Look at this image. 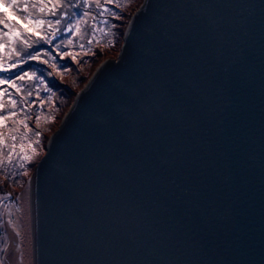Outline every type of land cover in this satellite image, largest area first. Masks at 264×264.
Masks as SVG:
<instances>
[{
    "label": "water",
    "instance_id": "obj_1",
    "mask_svg": "<svg viewBox=\"0 0 264 264\" xmlns=\"http://www.w3.org/2000/svg\"><path fill=\"white\" fill-rule=\"evenodd\" d=\"M25 192L32 264H264V0H144Z\"/></svg>",
    "mask_w": 264,
    "mask_h": 264
},
{
    "label": "snow or ice",
    "instance_id": "obj_2",
    "mask_svg": "<svg viewBox=\"0 0 264 264\" xmlns=\"http://www.w3.org/2000/svg\"><path fill=\"white\" fill-rule=\"evenodd\" d=\"M114 2L115 0H103V4L101 0H0V9L8 10L0 11V29H2L0 30V85L7 84L8 88L15 89L17 94H21L23 90L17 81L28 80L40 85L43 91L47 92L48 87L45 86L41 75L37 74L38 72L42 73L43 70L37 68L34 71H26L23 70V66L30 62H36L55 70L57 62L54 60L53 53L61 60L65 56H71L75 62L79 53L62 51V49H71L77 46L81 50L85 49L86 45L83 41L88 28V18L91 17L93 38L87 39V46L90 50V46L95 42V32L97 31L95 25L97 17L91 14V9L95 6L100 17L105 14L111 16L112 13L106 5H111ZM102 23L106 24L107 21H102ZM99 31L105 37L110 35L104 28H99ZM38 45H47L48 50H42ZM108 46H112L111 40L108 41ZM35 91L39 103L43 105L45 101L39 97L40 88ZM5 95L6 90H0V128H4L6 121L9 120L15 125H22L26 131L19 139L24 140L27 138L28 132L31 131L25 122L30 118L26 109L32 105L27 103L26 97L18 102L11 93H7L11 110L4 114L5 104L2 101ZM32 95V91L27 93V97H32ZM20 103H23L25 107H19ZM20 113H23L24 119H16ZM39 119L40 117L37 116V123H39ZM10 131L15 133L19 129L14 127ZM35 136V143H39L40 133L36 132ZM17 139L16 135L5 137L0 134V149L6 146L8 140L13 142L10 146L11 150L6 154L9 163L13 161ZM19 148L21 154L17 157L18 166L23 169L25 163L31 161V156L24 154L25 145L23 143L19 145ZM27 148L34 151L33 143H28ZM0 157H3V153H0ZM3 163V158H0V164Z\"/></svg>",
    "mask_w": 264,
    "mask_h": 264
},
{
    "label": "trees",
    "instance_id": "obj_3",
    "mask_svg": "<svg viewBox=\"0 0 264 264\" xmlns=\"http://www.w3.org/2000/svg\"><path fill=\"white\" fill-rule=\"evenodd\" d=\"M143 1L115 0L113 4L106 5L112 15L105 14L103 17L99 16L98 10L93 6L91 14L97 17L95 21L97 31L95 32V42L90 46V50L89 46H87V39L93 38L91 32L93 21L91 17L88 18V28L86 29V35L83 41L86 45L85 49L81 50L78 46L71 49H62V51L79 53L75 62L71 56H65L61 60L53 53L54 60L57 62V69L55 70L47 65H40L36 62L25 64L23 70L34 71L37 68L43 70L42 73L38 72L37 74L41 75L45 86L48 87L47 92H44L40 85L28 80L24 82L17 81V84H20L23 90L21 94H17L15 89L8 88L7 84L0 85V90H6V95L2 101L5 104L4 114L11 110L8 104L7 93H11L12 97L18 102L26 97L27 103L32 105L26 109L30 114V118L26 119L25 122L31 130L28 132L27 138L24 140L19 139L26 130L22 125L13 124L11 120L6 121L4 128H0V134H3L5 137L9 135H16L18 137L15 142L17 144L16 152L11 163L7 161L6 154L11 150L10 146L13 142L8 140L6 146L0 149V153H3V157L0 158L4 160V163L0 164V194L8 196L10 199L17 198L22 188H24V184L28 182L37 163L45 154L49 138L60 126L64 116L74 102L76 95L83 89L102 62L107 59L117 58L123 45L124 34L131 17L142 5ZM101 3L103 4V0H101ZM5 11L8 10L6 9ZM115 16H119L120 18H113ZM102 21H107V23H102ZM99 28H104L110 35L105 37L99 31ZM109 40L112 41V46H108ZM38 47H41L42 50H48L47 45H38ZM37 88H40L39 97L45 101L43 105L37 99L35 91ZM29 91H32V97H27ZM19 107L23 108L25 105L20 103ZM37 116L40 117L39 123L36 121ZM16 119H24L23 113H20ZM14 127L18 128L19 131L12 133L10 130ZM36 132L40 133L39 143H35ZM30 142L33 143L34 151L27 148V144ZM21 143L25 145L24 154L31 156V161L26 162L23 169L18 166L19 161L17 159L21 154L19 148ZM12 170L15 173L13 176Z\"/></svg>",
    "mask_w": 264,
    "mask_h": 264
},
{
    "label": "rangeland",
    "instance_id": "obj_4",
    "mask_svg": "<svg viewBox=\"0 0 264 264\" xmlns=\"http://www.w3.org/2000/svg\"><path fill=\"white\" fill-rule=\"evenodd\" d=\"M14 174L12 170V176ZM25 184L17 198L0 194V264H32Z\"/></svg>",
    "mask_w": 264,
    "mask_h": 264
}]
</instances>
